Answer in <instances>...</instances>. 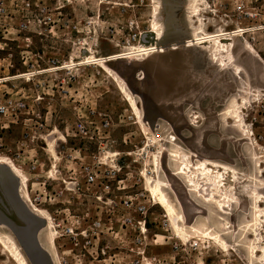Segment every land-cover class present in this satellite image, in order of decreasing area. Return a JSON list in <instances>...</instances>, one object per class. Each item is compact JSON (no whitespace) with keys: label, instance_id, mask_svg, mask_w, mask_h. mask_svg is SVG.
<instances>
[{"label":"rangeland","instance_id":"1","mask_svg":"<svg viewBox=\"0 0 264 264\" xmlns=\"http://www.w3.org/2000/svg\"><path fill=\"white\" fill-rule=\"evenodd\" d=\"M23 1L0 0V89L15 85L33 99H43L45 130L37 135L42 138L15 163L29 181L22 191L18 179L22 199L16 193V205L23 208V201L34 215L32 207L50 213V229L36 215L43 221L40 229L48 230L46 246L54 235L57 261L46 253L48 264H264V0H63L61 16L55 0H27L34 8L28 14L29 29L22 32ZM43 3L58 23L46 31L37 12ZM154 25L163 32L161 44L151 34ZM200 29L210 34L243 30L235 38L239 71L207 60L210 45L186 48ZM136 34H148V44L132 42ZM142 46H160L163 52L107 66L130 84L145 126L114 76L100 62L85 64L91 51L101 60ZM84 48H89L86 56ZM63 64L74 68L37 76L30 84L3 80L32 66L36 71ZM88 117L97 123L105 117L110 130L100 139L96 132L93 141L74 139V124ZM54 129L68 141L57 144L58 160L48 150ZM11 135L8 140L19 139L21 130L15 128ZM175 150L177 161L171 157ZM191 154L198 158L187 160ZM185 159L192 161L193 173H198L193 165L204 160L228 167L221 170L230 198L224 213L216 201L206 200L213 186H204L199 195L180 174ZM86 166L115 171L122 183L119 189L117 181L112 183L106 196L111 203H100L98 189L87 186ZM214 170L217 176L220 169ZM0 175V192L5 193L16 176L5 165ZM146 176L165 184L184 237L173 231L164 210L147 193ZM144 221L147 232L141 236L138 225ZM207 230L227 247L201 238L198 232ZM0 234L21 247L8 227H0ZM0 264H18L1 245Z\"/></svg>","mask_w":264,"mask_h":264},{"label":"bare ground","instance_id":"2","mask_svg":"<svg viewBox=\"0 0 264 264\" xmlns=\"http://www.w3.org/2000/svg\"><path fill=\"white\" fill-rule=\"evenodd\" d=\"M242 32H243V30L231 31V32L224 30L221 33L218 32L215 34H210V33H206L202 29H200L198 31V33L195 35V39L192 40L191 42L190 41L188 42V46L186 48H188V47L193 48V47L199 46V45H201V46L210 45L209 46L210 52L207 53V56H206L207 60L211 61L214 64L216 61H218V63H221L222 66H226V65L227 66H233L235 69H237L239 71V68H237V65H236V57H235V48H236L235 38L240 37L241 36L240 33H242ZM162 33H163L162 31H157V26L154 25V30L151 31V34L156 35V39L158 40L159 44L162 43V38H163ZM86 49H89V48H85L84 50H86ZM251 51L254 52V49L251 48ZM162 52L163 51H162L160 46L152 47V48H148V46H142V47L137 48L136 51L131 50V51L126 52V53H124V52L118 53L117 52L118 54H114V55H111L105 59L98 60V59H96L95 53L93 54L91 51V56L88 58L89 61L85 62V64L100 62V64H99L100 67L108 75L114 76L116 81L120 84L119 90L125 96V98L127 99V102L132 106V109H133L135 115L137 116V118L139 120L138 121L139 124L141 126H145L146 124L144 123V120H142L143 116H142V111H141L140 106H139V102L137 101L135 96L132 94V92L128 89V87H127L128 85L125 83V80H123V78L118 73L114 72L107 65L112 64L116 61H120V60L135 59L137 57L156 54V53H162ZM86 55H87V52L85 51V56ZM85 56H83V57H85ZM227 63H229V65ZM72 66H74V65H72ZM73 68L74 67H72V68L71 67H65V65L63 64V66L58 67V68H53V69H51V71H54V72L55 71H62V70L69 71ZM6 80L8 81L9 79H6ZM55 130L56 129H54L51 132V135L49 136L50 138L55 136V141L49 145L50 149H48V150H49V153L54 157V159L58 160L59 155L56 153L57 144H67L68 141H67V137L64 134L61 135L58 130L57 131H55ZM49 141H50V139L47 142H49ZM79 155L81 157L82 154H79ZM171 157H172V159H175L177 161L180 158V154H179V152H176V150H175L172 152ZM195 158H198V156L196 154H191V156L187 160H190V159L193 160ZM187 160L185 159L184 161H182V163H180L181 164L180 170L182 169V172L179 171L180 174L186 176L188 183L190 185H192L191 188L195 187V190L197 192H199L198 193L199 195H201V194L203 195V193H201V192H204V190H202L204 188V186L211 185V187H210L211 189L213 186V191H212L213 197L211 196L212 198L210 197V199L206 198V200H210L212 202L216 201V203L220 206V208L223 209L222 212L224 213L226 206H223V205L230 202V198H229L228 194H226L224 192L225 191L224 187L226 186V184H225V180H224V175L221 174V170L227 169L228 167L226 168L223 165H221V166L217 165L216 162L204 160L198 164L199 165L198 167L196 165H193V169L196 167V169L198 170V173H193L192 171H194V170H192V167H191L192 161L189 163V162H187ZM1 165H5L8 167L11 175L13 177H15V176L17 177V178L15 177L17 182H18V179L21 181L22 191L28 190V187H29L28 178L25 176L24 172L11 159L7 158L6 156L0 155V166ZM214 168L220 169V172H216L217 176L214 174L215 173ZM189 169H191V170H189ZM152 174H155V171H153V173L151 172V175ZM225 174H226V172H225ZM146 178H147V185H146L147 193H149L152 196V198H154L157 201V204L160 205L161 208L164 210L167 218L170 219V222L173 226L172 227L173 231L178 236L184 237L185 236V229L177 223V210L174 207L173 202L171 201V198L169 197V195L165 191V188H166L165 184L162 183L161 181L156 180V178L153 179V177H150V176H146ZM195 181H197V183H195ZM200 181H202V182H200ZM197 189H199L200 191H198ZM211 189H210V191H211ZM192 190L194 191V189H192ZM22 191H21V193H22ZM206 191H208V190L206 189ZM217 194H220L221 198H223L224 201H221V200L218 201L216 199L217 196H215ZM209 196H210V194H209ZM259 197H261V196L259 195ZM204 198H205V196H204ZM226 201H228V202H226ZM256 202H258V201H256ZM31 204L33 205V203H31ZM256 209H258V208H256ZM32 211L45 222V225L48 226L47 227L48 229L51 228V222H50L51 221V218H50L51 215L47 210L42 209V208H38V207H32ZM258 211H259V209H258ZM259 214L260 213L256 214L257 217L259 216ZM36 215H35V217H36ZM256 215H255V217H256ZM259 220H260V218H259ZM257 225H258V221L256 223V226ZM0 227L6 228L5 226H0ZM47 231L42 230L40 235H39V241L41 242L40 248L43 252L49 253L50 256L52 257L53 261L56 263L57 252H56V248H55L54 242H53V236L54 235L52 234L53 236L50 239L49 245H47L48 247L44 244V239L48 237ZM198 233L200 234L201 238H207V239H211V240L216 239L219 242H221V244L224 247H227V245H228L225 242V240H222V239L215 237V235L211 234V232L209 233L208 230L207 231H200ZM0 245L3 248L10 251V256L15 258L16 261L18 262V264H30L28 259L25 256L24 252L22 251L21 247H19L18 244L14 241V239L11 238L10 236H5L3 234H0Z\"/></svg>","mask_w":264,"mask_h":264},{"label":"built area","instance_id":"3","mask_svg":"<svg viewBox=\"0 0 264 264\" xmlns=\"http://www.w3.org/2000/svg\"><path fill=\"white\" fill-rule=\"evenodd\" d=\"M58 5H60L56 11L58 12V16L62 15V11L65 8L63 6V0H55ZM66 1V0H65ZM67 3H69L67 1ZM37 6V5H35ZM34 5L27 0L22 2V13H25L23 16L24 21L20 24V29L22 32H26L29 29V20L28 14L31 13ZM40 17L39 26L41 30H45L56 27L58 23L54 20L53 14L47 7L41 5L39 9ZM147 35L148 34H144ZM144 35H134L131 39L132 42H143ZM29 40V39H26ZM85 49V48H84ZM84 49L81 51V54L84 55ZM55 60H52V65H55ZM52 72L51 69L44 70H34V66L32 69L27 70V72L17 75L13 78L3 79L6 82L21 80L26 84H30L34 82L35 77L43 76L46 73ZM5 90L0 89V153L2 155H6L7 158L11 159L14 163H17L29 150L31 145L42 138V136L37 137L38 132H42L45 130L44 119L42 113L40 111V105L43 99L38 97L37 99H33L25 89H18L15 85L5 86ZM19 128L21 130V136L19 139H10L11 132L13 129ZM111 128V123L108 119L101 118L99 123L92 121L90 117L85 119H79L78 122L74 124V128L72 131V136L74 139H80L82 141H93L94 136H96V132H98L97 139L102 138L101 133H106ZM37 168L33 167V170ZM85 174V183L88 187L98 189L97 192L100 193L101 197H98L97 200L100 203L108 204L111 201L106 198V196L110 195L112 192V183L117 181V176L115 171L110 169H104L100 167H92L86 166L84 168ZM122 182L117 181V189ZM114 203V202H112ZM142 214H145V210L140 209ZM139 234L144 236L147 232L146 230V221L139 223ZM67 234L74 235V231L72 229L67 230ZM135 264H141V262L137 261Z\"/></svg>","mask_w":264,"mask_h":264},{"label":"water","instance_id":"4","mask_svg":"<svg viewBox=\"0 0 264 264\" xmlns=\"http://www.w3.org/2000/svg\"><path fill=\"white\" fill-rule=\"evenodd\" d=\"M146 37L147 35H144L143 43L147 45L148 42L146 41ZM120 75L130 87V84L124 76L121 73ZM2 194H4V192ZM21 205L23 208L20 209L16 204H12V202H9L8 200L4 201L2 197H0V223L8 227L14 233L30 264H48V258H46V256H49L41 250L38 242V236L42 231V229H40V223L43 221L38 217H35L26 206L24 207L23 201H21ZM13 215L17 218L20 224H17L11 219Z\"/></svg>","mask_w":264,"mask_h":264},{"label":"flooded vegetation","instance_id":"5","mask_svg":"<svg viewBox=\"0 0 264 264\" xmlns=\"http://www.w3.org/2000/svg\"><path fill=\"white\" fill-rule=\"evenodd\" d=\"M0 177H1V175H0ZM1 179L2 178H0V180ZM18 185L19 184H18L17 180H15L14 184L11 183V188L9 190H7V192H5L4 194H2V192H0V196L2 197V199L4 201H7L8 200L9 202H13L14 204H17V201H16V193H17V197L20 196L18 194V190L20 191V186H18ZM19 199H22V198L19 197ZM15 218L16 217H14V215L11 217L12 220L16 221L17 219H15Z\"/></svg>","mask_w":264,"mask_h":264}]
</instances>
